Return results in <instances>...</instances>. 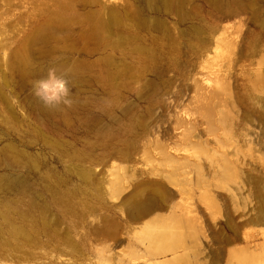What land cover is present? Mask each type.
<instances>
[{"label":"rangeland","instance_id":"rangeland-1","mask_svg":"<svg viewBox=\"0 0 264 264\" xmlns=\"http://www.w3.org/2000/svg\"><path fill=\"white\" fill-rule=\"evenodd\" d=\"M261 213L264 0H0V264H249Z\"/></svg>","mask_w":264,"mask_h":264},{"label":"bare ground","instance_id":"bare-ground-1","mask_svg":"<svg viewBox=\"0 0 264 264\" xmlns=\"http://www.w3.org/2000/svg\"><path fill=\"white\" fill-rule=\"evenodd\" d=\"M261 214H264V213H261ZM261 216V215H260ZM260 219V218H259ZM264 219V218H263ZM261 221H264V220H261ZM263 224H264V222H262ZM181 239H182V235H175V236H173V244H171V245H169V246H167L166 247V249L167 248H169V250H170V246H176L177 244H179L180 245V243H181ZM178 245V246H179ZM173 248V247H172ZM171 248V249H172ZM173 250V249H172ZM262 251H263V254H261L260 255V253L258 254L257 253V255H259V256H257L256 254L254 255V254H245L243 257H242V259L246 262L247 261V263H251V264H254L258 259H261L260 257H263L264 258V247H263V249H262Z\"/></svg>","mask_w":264,"mask_h":264}]
</instances>
